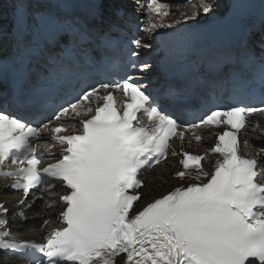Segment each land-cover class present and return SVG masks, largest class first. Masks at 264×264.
I'll return each instance as SVG.
<instances>
[{"label": "snow or ice", "instance_id": "6c2138e0", "mask_svg": "<svg viewBox=\"0 0 264 264\" xmlns=\"http://www.w3.org/2000/svg\"><path fill=\"white\" fill-rule=\"evenodd\" d=\"M78 4L49 0L36 9L31 0H17L15 59L32 46L37 30L53 26L46 44L95 41L121 62L71 99L36 90L32 119L19 110L24 98L0 97V176L13 178L3 187L20 197L13 211L0 200V251L35 264H264V125L249 119L264 116V0H202L192 5L191 16L180 12L171 21L165 19L168 0H137L134 9L125 0H89L88 16ZM136 9L146 10L143 20ZM218 17L245 24L232 63L212 81L227 80L230 102L210 94L198 103H161L138 75L151 69L150 54L180 49L187 39L185 21ZM4 35L0 29V41ZM8 60L0 56V82ZM161 68L174 72L170 62ZM10 103L18 110H10ZM198 129L215 136L213 146L203 153L177 152L173 138L183 142L190 133L199 143ZM249 131L262 146L241 136ZM41 138L49 141L43 149L35 143ZM169 155L180 157L172 174L178 186L134 207L141 200L136 190L144 187L140 177ZM33 208L46 214L36 227L49 225L53 216L60 226L41 243L9 239V216L26 220Z\"/></svg>", "mask_w": 264, "mask_h": 264}, {"label": "bare ground", "instance_id": "6f19581e", "mask_svg": "<svg viewBox=\"0 0 264 264\" xmlns=\"http://www.w3.org/2000/svg\"><path fill=\"white\" fill-rule=\"evenodd\" d=\"M3 1V0H1ZM202 2V0H194L193 4L187 5L186 7L183 8L182 11L180 12H186L189 16H191L192 14V5H199ZM159 3V2H157ZM143 4V2H142ZM3 5H5V2L3 3ZM169 8H171L173 11H170V15L169 17H166V21H171L174 19H177L180 15L179 12L176 13V5H170ZM3 14V7L0 8V15ZM206 16V14H205ZM203 20V19H202ZM187 22V21H185ZM177 170V166L176 163L174 162V159L171 158L169 159L165 165L163 167H160L158 170L152 171L151 173H149L145 179V184L144 187L142 189L143 192V196H142V204L146 203L147 201L153 199L154 197L160 196L168 191H170L171 189H173L174 186H178V181L173 178V173L174 171ZM8 203L7 205H11L12 204V200L11 199H7L6 197L4 198ZM38 215L40 216L41 213L40 211L37 212ZM53 224V221L51 222V225ZM18 225H12V227H16ZM15 229V228H14ZM46 230V228H44L40 233H44ZM12 234L17 233V230L15 232L11 231ZM21 235V234H18ZM35 235V233H31L30 231H23L21 238H27L28 236H33ZM0 259L1 258L0 256ZM4 261H6V264H10V262L15 261V259L13 258H5L3 259ZM16 264H20L18 262H16Z\"/></svg>", "mask_w": 264, "mask_h": 264}, {"label": "rangeland", "instance_id": "374dc122", "mask_svg": "<svg viewBox=\"0 0 264 264\" xmlns=\"http://www.w3.org/2000/svg\"><path fill=\"white\" fill-rule=\"evenodd\" d=\"M199 1V0H198ZM192 14V13H191ZM11 231H13V232H15L16 230L14 229V228H12V230Z\"/></svg>", "mask_w": 264, "mask_h": 264}]
</instances>
